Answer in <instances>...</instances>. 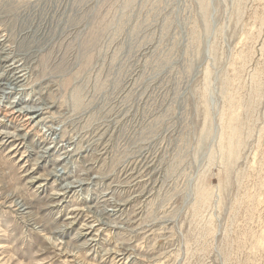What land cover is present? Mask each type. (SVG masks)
Masks as SVG:
<instances>
[{
    "label": "rangeland",
    "instance_id": "1",
    "mask_svg": "<svg viewBox=\"0 0 264 264\" xmlns=\"http://www.w3.org/2000/svg\"><path fill=\"white\" fill-rule=\"evenodd\" d=\"M5 113L0 264H264V0H0Z\"/></svg>",
    "mask_w": 264,
    "mask_h": 264
},
{
    "label": "bare ground",
    "instance_id": "2",
    "mask_svg": "<svg viewBox=\"0 0 264 264\" xmlns=\"http://www.w3.org/2000/svg\"><path fill=\"white\" fill-rule=\"evenodd\" d=\"M4 61V60H3ZM13 81H17L18 80V78H14L13 77V79H12ZM5 115H7V113H5L4 114V121H1L0 120V126H4L5 125V129H7L6 127H10V126H8V125H6V123H9V124H14V122L16 121V118L15 117H12L11 115H7V116H5ZM12 117V118H11ZM18 117H20L19 115L17 116V118ZM17 121H19V120H17ZM41 122V121H40ZM8 139H13V141H20V140H22V141H24L25 140V136L24 135H20V134H13V133H1L0 132V141H1V143H0V145L1 146H6V144H7V141H8ZM50 139V138H49ZM16 149V148H15ZM144 170V169H143ZM48 177H54V174L53 173H50L49 175H48ZM64 195H66V194H64ZM64 199V196H63V198L60 200V201H62ZM59 201V202H60ZM55 204V203H54ZM76 211H78V210H76ZM74 213V212H73ZM72 219V218H71ZM75 220V219H74ZM84 226H86V225H84ZM87 227V230H93L92 229V225H90L89 227H88V225L86 226ZM55 233V232H54Z\"/></svg>",
    "mask_w": 264,
    "mask_h": 264
}]
</instances>
